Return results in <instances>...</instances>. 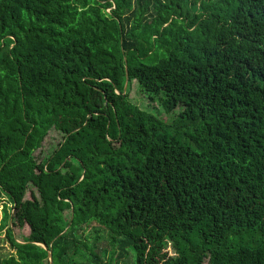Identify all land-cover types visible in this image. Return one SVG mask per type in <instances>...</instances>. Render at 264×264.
<instances>
[{
  "label": "trees",
  "instance_id": "16d2710c",
  "mask_svg": "<svg viewBox=\"0 0 264 264\" xmlns=\"http://www.w3.org/2000/svg\"><path fill=\"white\" fill-rule=\"evenodd\" d=\"M4 199L0 264H264V0H0Z\"/></svg>",
  "mask_w": 264,
  "mask_h": 264
},
{
  "label": "rangeland",
  "instance_id": "374dc122",
  "mask_svg": "<svg viewBox=\"0 0 264 264\" xmlns=\"http://www.w3.org/2000/svg\"><path fill=\"white\" fill-rule=\"evenodd\" d=\"M128 92L130 93V98L133 104L140 107L142 110L154 113L159 118L170 122L173 120L177 115L182 111L181 109L177 110L175 114L167 115L166 112L163 110L161 102H151L141 91L140 85L137 81L133 82V84L128 85ZM62 135L59 134L56 131H51L49 136L47 137L46 141L43 144L42 149L36 152V157L38 159H42L43 157H46L50 155L57 147V145L61 142ZM6 199H4V202L0 204V213H2L3 205L6 203ZM9 207H11L9 205ZM91 230V229H89ZM17 237L20 241L23 239V232L19 229L16 230ZM4 238V235L2 236ZM103 247H108L107 241H103L101 244ZM7 247V246H6ZM8 250V248H6ZM123 264H135V257L133 254V257L131 254L125 259Z\"/></svg>",
  "mask_w": 264,
  "mask_h": 264
},
{
  "label": "water",
  "instance_id": "95a60500",
  "mask_svg": "<svg viewBox=\"0 0 264 264\" xmlns=\"http://www.w3.org/2000/svg\"><path fill=\"white\" fill-rule=\"evenodd\" d=\"M128 85H127L126 91L128 89ZM50 257H51V264H54V259H53V253L52 252H50Z\"/></svg>",
  "mask_w": 264,
  "mask_h": 264
}]
</instances>
